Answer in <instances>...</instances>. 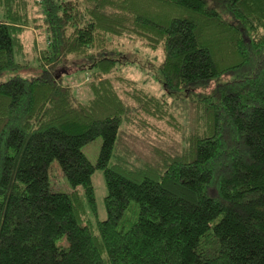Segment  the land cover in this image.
Instances as JSON below:
<instances>
[{"label":"trees","instance_id":"1","mask_svg":"<svg viewBox=\"0 0 264 264\" xmlns=\"http://www.w3.org/2000/svg\"><path fill=\"white\" fill-rule=\"evenodd\" d=\"M122 37L162 51L161 95ZM30 55L0 84V264H264V0H0V76Z\"/></svg>","mask_w":264,"mask_h":264},{"label":"rangeland","instance_id":"2","mask_svg":"<svg viewBox=\"0 0 264 264\" xmlns=\"http://www.w3.org/2000/svg\"><path fill=\"white\" fill-rule=\"evenodd\" d=\"M36 29H28L26 35L28 36V40L31 45L33 44V42H35L34 44L37 47H41L44 41L43 36L39 34V29ZM122 43L123 46L121 45ZM114 49L117 51L128 49L127 53L129 55V62L127 65L121 66V68L119 69L120 73L136 79L141 86L145 87L148 91L156 95H161L164 92L162 74L158 69V65L163 59V54L160 49L155 50L151 48H146L140 45V43L132 41L126 37L117 38L116 41H114ZM221 50H223L221 55L224 57L225 61L229 62L230 60L228 56H230V54L228 53L227 47H222ZM28 62L31 63V66L24 67L22 69H19L18 71L4 72L0 76V84L16 75L21 77H32L38 75L40 69L38 67L37 60L35 61L34 57L30 55V57H28ZM68 69L70 68H66V71ZM146 71H148L149 73H146ZM89 72L90 70H74L71 71V73L69 74V79L72 83L73 91L75 94H80V90L86 87V82L88 80V77L90 76ZM84 92L85 90L81 94H83ZM184 96L185 93L173 94L169 99L170 102H172L173 100L176 101V103L178 104V107L176 109H178V112H181L183 114V117L187 116V101ZM164 126L165 125H163V127ZM170 127L172 128V126ZM187 130L188 124L186 123L184 131L187 132ZM101 143V138H97L96 140L90 142L84 147V152L87 154V156L92 162H95L98 157ZM49 166L53 187L57 190H68L69 186L63 176L62 170L59 167L57 161L52 157L49 160ZM94 185L97 195L99 217L100 219H104L106 218L104 197L107 194L108 190L106 187L104 173L102 170H97L95 172ZM63 244H66L65 239L63 240Z\"/></svg>","mask_w":264,"mask_h":264}]
</instances>
